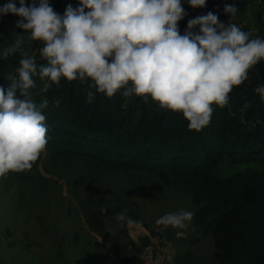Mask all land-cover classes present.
I'll return each instance as SVG.
<instances>
[{"label":"clouds","instance_id":"clouds-1","mask_svg":"<svg viewBox=\"0 0 264 264\" xmlns=\"http://www.w3.org/2000/svg\"><path fill=\"white\" fill-rule=\"evenodd\" d=\"M188 3L198 8L206 0ZM238 11L226 4L227 23L210 11L189 20L181 34L177 25L186 15L181 0H79L63 15L49 0H19V7L9 0L0 6V16H19L16 27L23 29L3 52L4 58L20 52L21 58L16 74L0 85V176L30 170L48 143L42 114L48 101L37 104L32 98L37 76L57 85L62 77L87 84V103L96 93L112 97L122 88L125 97H143L145 103L150 97L162 109L182 113L189 130L200 131L210 123L213 105H229V93L264 60V39L231 23ZM24 34L28 41L42 42V63L22 51ZM253 91L264 101V83ZM250 107L245 102L241 111ZM193 217L192 211L180 209L156 224L183 229ZM115 220L127 227L142 223L125 213H117Z\"/></svg>","mask_w":264,"mask_h":264},{"label":"trees","instance_id":"trees-1","mask_svg":"<svg viewBox=\"0 0 264 264\" xmlns=\"http://www.w3.org/2000/svg\"><path fill=\"white\" fill-rule=\"evenodd\" d=\"M8 2L0 0V6ZM13 2L19 7V0ZM35 2L38 4L39 0ZM25 3L31 4L33 0ZM49 4L63 15L69 4L78 7L79 0H49ZM226 4L233 3L206 0L204 7L193 8L188 0H181L186 15L177 25L180 33L187 29L189 20L210 11L227 23L230 16L224 12ZM20 19L12 14L0 16V85L6 86L7 77L15 75L19 67L20 52L7 58L3 52L12 40L21 38L23 29L16 27ZM254 20L258 31L250 26L242 30L251 31L252 38L264 39V24H261L264 7L256 10ZM194 31L198 32L199 26ZM24 40L22 51L28 55L43 46L38 41H28L27 34ZM32 56L38 64L43 62L39 54ZM37 79L38 76L34 77L36 87L31 90L32 98L37 104L48 101L42 114L46 116L48 128L47 146L52 151L62 152L76 163L90 161L95 168L154 173L167 186L182 183L194 206L191 223L198 227L210 223L220 225L229 214H236V209L247 219L264 215V101L253 91L257 84L264 83V60L249 69L248 79L229 93V105L224 108L213 105L210 123L200 131L189 130V122L182 113L162 109L150 97L145 103L143 97L123 96V88L112 97L96 93L94 100L87 103V84L79 80L68 81L62 77L57 85L45 78L46 87L36 93ZM90 90L95 92L94 88ZM245 102H251V107L241 111ZM100 215L94 214L91 218L95 220ZM92 220L88 219L90 228L102 227ZM233 232L232 228L225 229L226 240L218 242L211 264H264L251 243L253 230L249 228L248 235L239 241Z\"/></svg>","mask_w":264,"mask_h":264},{"label":"rangeland","instance_id":"rangeland-1","mask_svg":"<svg viewBox=\"0 0 264 264\" xmlns=\"http://www.w3.org/2000/svg\"><path fill=\"white\" fill-rule=\"evenodd\" d=\"M231 2L239 9L231 23L258 31L254 14L264 2L260 1L261 6L256 5L259 0ZM37 80L36 93L47 85ZM0 205V264H131L141 254L144 241L153 236L167 250V264H211L218 242L226 240L227 228H232L238 241L251 228L255 254L264 261V215L247 219L236 209L220 225L198 227L189 222L183 229L157 225L156 220L166 213L193 212L182 183L167 186L154 173L95 168L87 160L76 163L48 146L35 169L0 176ZM105 207L107 212H102ZM117 213L142 223L121 225L115 220ZM94 214L102 215L92 220ZM88 219L102 227L90 228Z\"/></svg>","mask_w":264,"mask_h":264},{"label":"built area","instance_id":"built-area-1","mask_svg":"<svg viewBox=\"0 0 264 264\" xmlns=\"http://www.w3.org/2000/svg\"><path fill=\"white\" fill-rule=\"evenodd\" d=\"M168 252L161 247L157 236L148 238L141 254L131 264H167Z\"/></svg>","mask_w":264,"mask_h":264},{"label":"crops","instance_id":"crops-1","mask_svg":"<svg viewBox=\"0 0 264 264\" xmlns=\"http://www.w3.org/2000/svg\"><path fill=\"white\" fill-rule=\"evenodd\" d=\"M258 4H260V1L256 5H258Z\"/></svg>","mask_w":264,"mask_h":264}]
</instances>
